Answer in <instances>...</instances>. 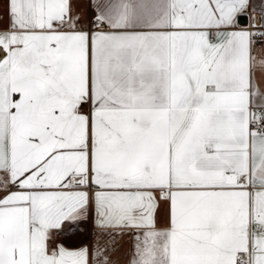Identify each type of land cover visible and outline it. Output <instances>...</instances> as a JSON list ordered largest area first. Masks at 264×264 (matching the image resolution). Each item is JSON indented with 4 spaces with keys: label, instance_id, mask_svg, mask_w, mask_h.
Here are the masks:
<instances>
[{
    "label": "snow or ice",
    "instance_id": "6c2138e0",
    "mask_svg": "<svg viewBox=\"0 0 264 264\" xmlns=\"http://www.w3.org/2000/svg\"><path fill=\"white\" fill-rule=\"evenodd\" d=\"M124 244L264 264V0H0V264Z\"/></svg>",
    "mask_w": 264,
    "mask_h": 264
},
{
    "label": "crops",
    "instance_id": "0c3cea01",
    "mask_svg": "<svg viewBox=\"0 0 264 264\" xmlns=\"http://www.w3.org/2000/svg\"><path fill=\"white\" fill-rule=\"evenodd\" d=\"M80 227H81V231H79V232H83V229L86 230V232H85V236H86L87 232H88V229L91 227V225L90 224H86V225H81ZM85 236H83L82 238L84 239ZM83 239H81L79 241H75V242L71 241L70 243L73 246H75V245L79 244ZM126 252H127V245L124 244L120 248V250L117 253L114 254L115 255V259L118 261V264H125Z\"/></svg>",
    "mask_w": 264,
    "mask_h": 264
},
{
    "label": "rangeland",
    "instance_id": "374dc122",
    "mask_svg": "<svg viewBox=\"0 0 264 264\" xmlns=\"http://www.w3.org/2000/svg\"><path fill=\"white\" fill-rule=\"evenodd\" d=\"M85 232L86 230L83 229V232H77L75 234H73L71 237H69V241L71 242H75V241H79L81 239H83L82 237L85 236Z\"/></svg>",
    "mask_w": 264,
    "mask_h": 264
}]
</instances>
